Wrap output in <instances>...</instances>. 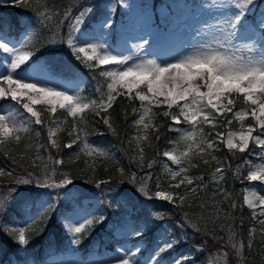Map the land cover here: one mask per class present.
Here are the masks:
<instances>
[{"label":"snow or ice","instance_id":"6c2138e0","mask_svg":"<svg viewBox=\"0 0 264 264\" xmlns=\"http://www.w3.org/2000/svg\"><path fill=\"white\" fill-rule=\"evenodd\" d=\"M120 4L124 8L132 7L128 0H120ZM8 5L9 0H0V7ZM255 5L256 0H212L211 6L231 8L234 11L219 27L214 23L210 24L208 21H204V26L197 29V32H211V40L199 43L190 51H177L176 42H172L174 51L169 56H162L158 52H149V49L152 48V41L148 39L147 35L141 36L135 25L125 30L126 35L123 38V46L129 48L130 53L116 54L122 51L113 48L106 39L115 23L112 18L106 19L100 24L101 36L104 37L103 42H90L87 46H79L75 42V37L80 34L81 25L85 16L91 13V8L82 9L70 20L65 16L69 25L67 47L72 56L89 70L99 69V75L109 81L106 91L101 86H97L98 98L91 100L79 93L69 94L67 91L53 86L18 78L16 74L29 65L36 55V47H29L27 42H21L13 47L8 42L10 39L4 34L5 27L10 30L11 25L6 26L3 21H0V53L5 54L8 58L5 61L7 65L5 74L0 75V101H10L14 106L19 105L27 114L25 121L28 118H33L30 122L35 125H41L43 121L41 113L35 110L34 105L43 104L46 106V110L53 115L59 108L63 110V114L74 118L78 114L84 113L85 110H89L100 117V120L109 129H112L113 126L109 120L108 110L113 107L117 96H123L130 101H139L140 110L133 109L137 116L133 124L145 129L150 127V121L155 115L152 113V107L164 106L167 110L163 111L162 115L171 120L168 131L180 133V138L175 143H183L184 149L179 152L168 150L163 155L167 161L178 166L187 162L188 167H195L188 159L190 153L196 150L197 154L202 155L211 150H217L218 143L224 144L230 152L235 150L244 153L251 141L264 152V140L261 139L264 137V12L249 17V13L252 12ZM11 6L27 7L28 0H11ZM204 7L207 8L208 5H204ZM114 8L115 6H113V10ZM38 16L43 17L44 20L47 19L44 13H38ZM112 49H115L116 52ZM241 98L246 107L233 112L236 101ZM174 107L176 111H172ZM248 116L251 117L254 124L245 128L243 121ZM17 117L18 113L13 111L0 112V144L6 140H20V133L28 131L23 124H18ZM220 117H224L223 122L219 119ZM233 119L241 122L240 130L228 132L226 136L222 132H216L215 137L209 139L200 127L202 124H208L213 128L224 127L231 125ZM83 120L84 117L80 116L79 121H74L72 130L68 133L73 139L64 147L72 148L73 144L80 139L83 129L77 131V125L82 124ZM182 124L188 125L189 128L184 130L178 127ZM257 128L260 130L259 134L254 136L253 133L257 131ZM54 135L55 132L49 129V140L53 147H57L56 140L52 139ZM156 139L159 140V136ZM84 147L89 150V154L99 152L101 155H106L102 150L89 145L86 139ZM261 158L264 159V156ZM204 163L207 164L208 160L205 159ZM54 164H63V160L56 159ZM188 167L181 166L177 171L170 169L171 181L168 186L163 187L158 182L154 191L149 190L146 183H138L135 174L128 182L133 184L136 187V193L146 200L163 201L180 207L189 193H196L197 188L202 185L206 187L203 176L187 175ZM120 171L123 172V169ZM216 172L220 173L222 178L223 169L217 167ZM5 174L15 175L13 172L6 173L4 169H0V176ZM57 175L55 169L51 176L46 173L43 179L29 172L25 178L16 180L18 185H34L55 193L52 203L48 204L39 218L48 216V211L52 210L54 204L59 201L63 192L58 190L69 188L75 183V180L66 173H60L59 179H53ZM240 179L264 185V166L249 169L247 174ZM84 183H92V181L85 180ZM101 184L106 187L101 189ZM94 186L106 193L107 199L102 203H105L107 207H112V193L116 189L111 187V181L101 180ZM15 191L14 188L0 191V194L5 195V198L0 199V213L5 211L11 194ZM217 191L221 195H226L222 189ZM243 200L249 209H253L252 218L264 227V195L252 192L251 199L245 195ZM231 207L235 208L237 205L232 203ZM256 208H259V213L255 211ZM153 217L155 219L163 218L159 211L154 212ZM48 218L50 219V217ZM95 219L96 222L105 224L108 222V215L104 212L97 213ZM92 226V218L78 226L65 224L66 230L72 237L71 243L74 245L81 243L86 228ZM26 230V227L20 228L17 235L15 227L4 225L3 228H0V232L7 235L17 245V251H23L30 243L25 235ZM254 231L255 229H251L249 232L250 240L251 233ZM129 234L139 238L143 235V230H132ZM233 235L235 236V233ZM179 243L180 239L169 238L156 250L148 264H158L159 254L173 249ZM232 247L239 252L244 245L241 243L237 246L234 242ZM248 248L251 250V242L248 244ZM202 250V247L197 248V251ZM117 251L123 254L118 258L105 261L103 264H138V260L134 257L139 253V248L130 250L119 247ZM240 254L243 257V253ZM191 255V252H186L173 259L172 264H185ZM10 264H16V262H10Z\"/></svg>","mask_w":264,"mask_h":264},{"label":"rangeland","instance_id":"374dc122","mask_svg":"<svg viewBox=\"0 0 264 264\" xmlns=\"http://www.w3.org/2000/svg\"><path fill=\"white\" fill-rule=\"evenodd\" d=\"M29 1L34 6L39 7H37L38 9L34 13H28L23 9L16 11V15L20 18L22 25V30L17 35L12 32L13 15L0 9V21H3L6 26L11 25L10 30L5 27L4 34L10 39L8 42L13 47L21 42H27L29 47H36V55L33 57V60L22 71L16 74L17 77L37 82L38 84L53 86L67 91L69 94L79 93L89 100L98 98L96 92L98 85L106 90L107 84L102 86V80L91 77L88 73L78 70L77 72H71L66 65L57 60L62 54L65 60L77 63L70 49L67 47L69 25L66 23L65 29L61 32L57 21V19L65 16L68 10L71 14V19L73 16L78 15L82 9L91 8V13L85 16L84 22L81 25L80 34L75 37V42L79 46H87L90 42H103L104 37L101 36L100 24L102 21L112 18L115 23L106 39L109 45L122 51L116 54L130 53L131 50L123 46V38L126 35L125 30L135 25L141 36L147 35L148 39L152 41V48L149 49V52H158L162 56L173 54L172 42H176L177 51H190L197 47L199 43L211 40V32H197V29L204 26V21H208L210 24L214 23L219 27L224 24V21L234 11L231 8L213 7L211 6L212 0H128V3L132 5L131 8L122 7L120 0H84L77 6H68V10L61 5L52 6L47 0ZM204 5H208V7L205 8ZM113 6H115L114 10ZM259 12H264V0H256V5L252 12L249 13V17H253ZM38 13H44L47 19L44 20L43 17L38 16ZM63 19L65 20V17ZM43 46L46 49L40 50L39 48ZM50 48H53L55 51L53 52ZM48 49L52 51L48 53ZM115 49L112 50L116 52ZM7 59L5 54L0 53V75L5 74L7 68L5 61ZM89 94H93L94 96L90 97ZM236 103L239 104H235L233 112L246 107L243 104L242 98L238 99ZM157 107H152V113L155 112L156 114ZM34 108L41 113V119L46 126L44 132H47V136L49 129H52L55 134L61 130H68L67 127L72 130L74 121H77V118L79 121L80 116H83L81 115L82 113L78 114L77 117H72L74 121L71 124H66V116H61L60 113H55L50 121L45 120L46 115L51 114L46 110L45 105L37 104L34 105ZM58 110L63 113V110L58 108L57 112ZM139 110L140 103L137 111ZM175 110L174 107L172 111ZM7 111L18 113V124H23L28 129L26 132H21L20 137H25L31 149L35 143L30 157L31 166H22L19 162L15 164L16 160L14 159L11 160V163H4L0 155V169H4L6 173L10 171L15 174L14 176L5 174V176L7 175L11 178L10 180H6L7 182L2 183L0 180V191L7 188L16 189L11 194V198L15 200L20 211L14 225L19 229L26 227L28 230L56 218L54 222L59 224L61 232L65 235L66 245L60 250H54L49 247L42 253V259L39 258L40 256L36 258V249L39 248L37 238L29 233L27 234L28 231L26 230V238L30 241L26 249L18 251L19 256H12L10 260L4 263L0 262V264H10V262H16V264H103V262L118 258L123 254L117 251L119 247L130 250L139 248L140 251L134 258L138 260V264H148L149 259L155 254L162 243H166L171 237H176L168 221L163 218L155 219L153 217V213L158 210L145 205V209L134 213V207L132 208L127 203L123 204L124 198L118 195L117 191L112 193L113 206L108 207L111 210L108 213L105 203H102V201L107 199V196L106 193L101 191L106 186L101 184V189H97L94 186L99 180L95 183L87 184V191L90 192V195L82 196L81 199H78L81 188L76 184L69 186V188L58 190L63 192L59 201L54 204L52 210L48 211V216L39 218L48 204L52 203V197L55 193H52L49 189L37 188L34 185H18L16 180L25 178L29 172L34 176H40L42 179L45 178L46 173L51 176L54 169L59 174L64 172L59 170L57 165L54 164L55 159L46 152L45 147H43V141L41 139L38 142L36 141L38 137L37 133L41 132V130H37V126L41 125L31 123L30 121L33 118H28L25 121L27 114L23 112V109L19 105L14 106L10 101H0V112ZM135 117L137 118L136 115ZM219 119L221 122L224 121V117H220ZM153 120L154 117H152L150 125H153ZM83 121L86 122V119L84 118ZM232 123L231 125H225L224 131L219 132L224 133L225 136L228 132H238L241 122L233 119ZM243 124L246 128L248 125L254 124V121L248 116L243 121ZM81 128L83 132L80 139L73 144L72 148H69L73 159L82 158L81 162L88 164L95 158H102L113 152L107 139L103 137L100 139L90 137L86 128L78 124L77 131H80ZM188 128V125L182 126L184 130ZM144 130L145 128L142 126H137L136 136L141 138ZM259 131L257 128V131L253 135H258ZM207 138L212 139L211 135L207 136ZM85 139L89 145L102 150L106 155H101L99 152L89 154V150L84 147ZM261 139L264 140V137H261ZM12 141H15V139L6 140L5 142L9 144ZM3 144H0V146H3ZM168 150L175 151V147L169 148L166 151ZM255 155L254 160H247L246 172L258 166H264V159L261 158L264 156V152H262L260 147ZM192 156L193 154H190L189 158ZM164 161L165 166L169 170L171 169V171H177L179 167L183 166L174 165L170 161H167L165 157ZM144 166L150 167L151 165L147 163ZM142 168L143 166L139 165L138 169H134L133 165L130 164L128 169L129 177L132 178V175L135 174L138 183L144 182L147 185L148 178L152 173H155V169L151 167L148 171H142ZM59 174L53 177V179H59ZM82 181H85L84 177ZM252 192H256L257 195H264V185H260L259 182L248 181L244 185L243 198L245 195H248L251 199ZM3 198H5V195L0 194V199ZM132 198L141 199L142 197L136 194ZM255 211L259 213V208H256ZM103 212L107 213L108 222L100 224L96 222L95 217L97 213ZM89 218L93 219V226L86 228L80 244H72V237L66 230L65 224L78 226ZM11 224L9 223L10 226ZM136 229L143 230V235L139 238L129 234L130 231ZM254 229L253 236L248 242V244L250 242L252 244L251 250H249L247 245L238 252L232 247V244L235 242L239 246L241 244L240 238L237 239L232 236L230 247L222 246L212 249L211 253L208 254L209 264H264V227L260 226L256 221ZM226 231L227 235L230 236L228 227H226ZM255 240L258 241L259 245H255ZM186 252L193 253L188 248V245H176L173 249L159 254L160 259L158 264H172L173 259ZM241 252L243 253V257L240 254ZM185 264H199V262L188 259Z\"/></svg>","mask_w":264,"mask_h":264},{"label":"trees","instance_id":"16d2710c","mask_svg":"<svg viewBox=\"0 0 264 264\" xmlns=\"http://www.w3.org/2000/svg\"><path fill=\"white\" fill-rule=\"evenodd\" d=\"M47 1L50 5L68 7L77 6L84 0ZM37 7L31 1L28 2L27 7L11 6V0H9V5L2 6L0 9L13 15L16 31H19L21 29L20 19L16 15V11L23 9L28 13H34L38 9ZM57 21L59 29L62 32L66 27L67 20L59 18ZM50 49L53 50V48ZM52 50H49L48 53ZM57 60L63 63V65L66 64L71 72H77V70L83 71L90 74L91 77L102 80L103 84L107 82V78L99 75V69L89 70L82 62L76 60L77 63L75 64L74 62L65 60L62 56H59ZM238 104L236 103V105ZM138 106L139 101H130L123 96H117L113 107L108 110L110 113L109 120L113 126L112 129L104 125L100 117L89 110L81 114L86 119V122L83 121L79 126L86 128L90 137L97 139L103 137L107 139L110 144L109 146L113 150L109 155L95 158L88 164L81 162L82 158L73 159L69 148L64 147L72 139L68 135L71 129L69 127H67L68 130L56 132L53 138L57 142V147H53L48 140L47 132H44L46 126L43 122L41 126H37V130H41V132L37 133L38 137L36 141L38 142L41 139L46 152L54 157L55 160L57 158L63 160V164L57 165V167L68 174L70 178L74 179V184L81 188L78 199H81L82 196L90 195V192L87 191V184L89 183H84L82 181L83 177L85 180H91L94 183L98 180H110L111 187L115 188L118 195L124 198L123 204L127 203L132 208L134 207V213L145 209V205L161 211L163 219L168 221L172 232L176 235V238L180 239V243L177 245H188V248L192 250L193 253L189 258L190 261L196 260L199 264H209L208 254L211 253L212 249L222 246L230 247L232 236L237 239L240 238V243L245 248L250 241L249 232L251 229H254L256 220L252 218L253 210L249 209L243 200L244 185L248 181L241 180L240 177L247 174V160H254L256 157L255 153L259 147L250 142L248 149L244 153H239L235 150L230 152L224 144L218 143L216 145L217 150H211L202 155L197 154L196 150L190 153L193 156L188 159L191 160V163L195 167H188L187 162H185L183 166L188 167L187 175L203 176L206 187L202 185L197 188L196 193H189L180 207H175L173 204L163 201H146L144 197L133 199L132 196L137 193L136 187L128 182L131 179L128 173L130 164L133 165L134 169H138L139 165H142V171H148L151 167L155 169L156 174L152 173L147 182L148 189L154 191L158 182L161 186L167 187L171 181V173L164 164L163 153L173 147H175V151L177 152L184 149L183 144L175 143L179 140L180 133L168 131L171 126V120L162 115V112L166 111V107L164 106L156 108V114L154 112L155 115L153 116V125L145 129L143 136L138 138L136 136L137 126L133 124V121L136 119L133 109L137 110ZM59 113L61 116H66V124H71L74 121V118L61 113L60 110L56 112V114ZM52 116L54 115H46L45 120L50 121ZM183 125L186 126V124H182L179 127L182 128ZM201 128L205 136L209 137L211 135V138L215 137L216 132L224 131V127L213 128L208 124H202ZM157 136H159V140L156 139ZM27 143L25 137H20V140L12 141L9 144L5 142L3 146H0V155L3 162L11 163V160L14 159L16 160L15 164L19 162L22 166H31L30 157L35 143L32 145V149ZM141 149L143 150L142 152ZM205 159L208 160L207 164L204 163ZM147 163L151 166H144ZM217 167L223 169L222 178L221 174L216 172ZM120 169H123V172ZM57 173L59 174V172ZM10 179L7 175L0 176L2 183ZM218 189H222L226 195H221L217 191ZM177 203L180 202L177 201ZM232 203H235L237 207L232 208ZM106 209L110 213L111 210L107 206ZM19 211V206L15 203V200H9L5 211L0 213V228H3L4 225L15 227L17 229L16 234L18 235L19 228L14 225V222L19 217ZM55 219L27 230V234L36 236L38 241L37 245H39V248L36 249V258L37 256L42 258V253L50 245H54L56 250L66 245L65 235L61 232L59 224L54 222ZM9 223H12L11 226ZM226 227L229 228L230 236L227 235ZM233 233H235V236ZM253 233H251V238ZM255 241V245H259L258 241ZM198 247H202L203 250L197 251ZM0 254V262L2 263L10 260L12 256H19L17 245L3 232H0ZM253 260L256 261L254 258Z\"/></svg>","mask_w":264,"mask_h":264}]
</instances>
